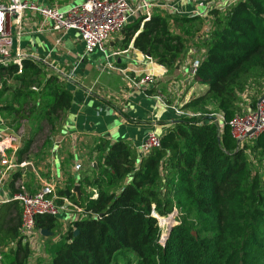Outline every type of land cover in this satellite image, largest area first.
Instances as JSON below:
<instances>
[{
  "label": "trees",
  "instance_id": "obj_1",
  "mask_svg": "<svg viewBox=\"0 0 264 264\" xmlns=\"http://www.w3.org/2000/svg\"><path fill=\"white\" fill-rule=\"evenodd\" d=\"M210 13L213 28L196 73L207 89L181 106L200 115L180 118L162 133L161 146L147 154L127 141L100 138L92 152L97 167L90 166L93 171L78 182L82 195L67 194L73 183L56 192L57 203L64 206L69 196L83 212L74 210L77 217L48 245L50 258L38 264H133L132 256L138 264H264V132L239 144L229 125L246 111L237 100L250 89L249 78H264V0H237ZM177 19L155 11L142 27L141 18L128 23L124 47L138 32L135 48L173 66L186 48L185 37L172 30ZM45 69L32 57L0 63V112L13 118L16 129L33 121L18 164L36 154L39 141L50 146L73 105V91ZM257 101L254 96L251 108ZM214 111L224 118L206 117ZM20 176L13 175V190ZM173 212L175 222L162 243L160 218ZM21 217L17 200L1 205L0 246L17 241L5 254L8 264H28L32 255L20 239ZM60 223L57 216L40 215L36 227L53 231Z\"/></svg>",
  "mask_w": 264,
  "mask_h": 264
},
{
  "label": "crops",
  "instance_id": "obj_2",
  "mask_svg": "<svg viewBox=\"0 0 264 264\" xmlns=\"http://www.w3.org/2000/svg\"><path fill=\"white\" fill-rule=\"evenodd\" d=\"M29 1L60 10H67L84 2ZM141 1L133 0V3L139 5L142 4ZM158 1L165 12L181 18L171 22L172 30L180 33L186 40L184 52L171 67L159 64L151 55L144 54L134 47L133 40L138 32H134L126 47L124 30L112 37L107 47L108 53H116L110 58L116 68H106L105 53L97 50L93 54H86L85 45L78 32L55 30L52 22L45 21L39 12L26 10L18 18L12 17L8 20L10 44L6 49L9 63L21 64L22 58L25 57L41 61L48 76L57 75L61 83L73 91L74 100L72 107L58 122V129L50 146L41 153L33 154L30 160L17 163L18 166L6 175L0 185V199L10 200L19 190V180L27 181L31 191H37L45 184L59 190L73 183L74 188L69 196L75 194L79 198L82 192L79 195L74 189L77 185L80 186L78 182L83 176L93 171L90 166L97 167L96 161L92 159V152L100 138L106 137L113 142L127 141L139 150L149 131H157L162 135L179 119L173 108H166L146 92L135 88L126 78V74L134 77L152 74L156 79L149 88L155 89L152 94H162L173 106L181 107L186 101L206 91L207 85L191 75V64L195 59H202L207 51L206 42L214 22V16L210 13L212 0ZM231 3L232 0H226L224 6ZM155 11L164 13L158 8L154 9L153 13ZM139 18L142 27L145 22L143 17ZM119 68L124 69V73ZM23 122L16 129L13 118L0 112V138L17 135L19 148L24 147L30 137L33 121ZM11 153L9 150L10 155ZM17 153L12 154V159H16ZM23 163L25 164L21 165ZM77 164H80L81 168L77 169ZM16 172H20L21 176L16 183V189L13 190L10 182ZM69 196L64 198L65 216L60 223L64 226V231L73 219L71 212L75 207ZM55 229L44 234L43 229L36 228L31 248L39 249L41 253L45 251L43 256L47 257V243L58 239L54 233ZM16 243V240L10 241L7 245L0 246V251L9 253L15 249ZM4 259L5 254L2 253L0 261H5L2 264H8Z\"/></svg>",
  "mask_w": 264,
  "mask_h": 264
},
{
  "label": "built area",
  "instance_id": "obj_3",
  "mask_svg": "<svg viewBox=\"0 0 264 264\" xmlns=\"http://www.w3.org/2000/svg\"><path fill=\"white\" fill-rule=\"evenodd\" d=\"M225 1L212 0L210 5L212 8L218 7L222 9V7H225ZM141 2L142 4L136 5L133 0H84L83 3L72 6L67 10H60L57 7H43L29 0L0 2V61L4 64L9 63L6 49V46L10 44L7 30L8 20L12 17L18 18L26 10H33L39 12L45 21H51L55 30H75L78 32L85 45L86 54H93L97 50L101 51L106 54L105 67L116 68L110 60L111 55L116 53H108L107 47L112 37L121 33L128 23L139 17H143V22L149 20L154 9L158 8L159 11H164V7L159 4L158 0H142ZM201 60L200 58L195 59L191 64V75L194 77H196ZM119 70L124 73V69L119 68ZM126 78L135 88L144 92L156 81L152 74H145L140 77L126 74ZM150 97L166 108H173L179 119H190L200 115L199 113L183 110L179 106L169 104L160 93L152 94ZM260 98H262L261 101H259ZM260 98L254 108H249L244 113L237 114L229 122L232 136L239 144L256 138L264 132V93ZM220 116L222 119L224 118L222 114ZM160 146L161 134L152 130L149 131L141 143L139 151L142 154H147L152 149ZM19 149V138L17 135L0 138V185L6 175L18 166L16 159H12V154H16ZM9 150L12 151L11 155ZM76 168H81V165L77 164ZM56 192L57 190L54 186L45 184L37 191H18L10 197V199L17 200L21 206L20 239L23 243H28L30 247L37 228V217L40 215L58 216L64 209V206H59L56 202ZM5 201V199H0V205ZM74 206V210L83 212L81 208ZM153 214L157 216L154 211ZM1 258L2 252L0 251Z\"/></svg>",
  "mask_w": 264,
  "mask_h": 264
},
{
  "label": "rangeland",
  "instance_id": "obj_4",
  "mask_svg": "<svg viewBox=\"0 0 264 264\" xmlns=\"http://www.w3.org/2000/svg\"><path fill=\"white\" fill-rule=\"evenodd\" d=\"M236 1L237 0H234V1L232 0L231 4L235 3ZM196 30L198 31L199 29H196ZM6 80H8L11 83L13 81V80H11L10 78H7V77H6ZM248 84L250 85V89H248V91H246L244 94H242V97L238 98V100H237V107H239L241 109V111H245V110L253 107L252 106V102L254 100V96H256L259 99L261 97V95L264 93V78L259 77V75H254V76L250 77L249 80H248ZM221 114H222L221 112H215L214 111L212 114H209V115L215 116V117L219 118V120H222V118L220 116ZM193 118L194 117H192L190 119H193ZM27 126L30 127L29 125H27ZM30 131H32V129ZM48 133H49V131L46 130L44 132V136H46ZM43 150H45V147L43 146V140H41L34 146V151H35L36 154H38V153H41ZM250 158H251L252 162H254V164L257 163V161L254 159L253 155L250 156ZM18 182H19L18 183L19 184L18 185V189H19L18 191L19 192L20 191L22 192V191H31L32 190V189L29 188V186H27V181L19 180ZM58 205L62 206L60 203H58ZM64 210L65 209H62V212L57 216L60 219V221L63 220V218L65 216L64 215ZM77 215H78L77 212H74V211L71 212V216L73 218L77 217ZM160 219H162V218H160ZM174 222H175V218L170 219L169 221L165 220L163 222L160 220V224L162 226H164V234L162 236V243H164L165 237H166V235L168 233L167 230H168L169 226H171ZM63 229H64V226L61 224L59 227H57L54 230L55 236L56 237L58 236L57 238H59V235L63 233V231H64ZM52 243H53V241H50L49 243H47V247H48V245H51ZM32 248H34V247H32ZM47 251H48V249H47ZM2 253H3V255L4 254H8L7 251H6V253H5V251L2 252ZM44 253H45V251L43 253H41L39 249H35V250L32 249V255L30 257L31 261L29 260L28 264H38L41 261L47 260L49 258V254H48L49 252H47V254H48L47 257L43 256ZM4 262L5 261H3V260L0 261L1 264L4 263ZM132 262H134V264H138L134 256H132ZM118 264H126V262H125V260H120L118 262Z\"/></svg>",
  "mask_w": 264,
  "mask_h": 264
},
{
  "label": "water",
  "instance_id": "obj_5",
  "mask_svg": "<svg viewBox=\"0 0 264 264\" xmlns=\"http://www.w3.org/2000/svg\"><path fill=\"white\" fill-rule=\"evenodd\" d=\"M149 56H150V54H149ZM0 63H2L1 61H0ZM261 99L262 98H260L259 99V101H261ZM206 117H210V116H206ZM181 119H176L175 120V122H177V121H180ZM251 133H253V132H251ZM250 133V134H251ZM76 192H78L79 193V195L81 194V191H80V186L79 185H77L76 187H75V189H74ZM67 194L69 195L70 194V192L69 191H67ZM175 214H176V212H173L172 214H170L168 217H166V218H163V220H167V221H169L170 219H173V218H175ZM161 220V219H160ZM68 225H70V224H68ZM172 226V225H171ZM171 226H169V228H168V234L170 233V230H171ZM44 234L45 233H47L48 234V230H45V229H43V231H42ZM75 235H77L78 233H79V230L78 229H76L75 230ZM167 234V235H168ZM167 235H166V237H165V240H164V242L166 241V239H167Z\"/></svg>",
  "mask_w": 264,
  "mask_h": 264
}]
</instances>
